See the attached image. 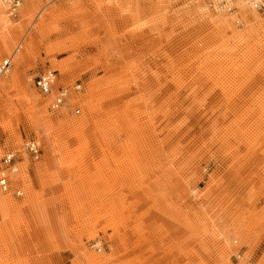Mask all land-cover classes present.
<instances>
[{
    "label": "rangeland",
    "instance_id": "obj_1",
    "mask_svg": "<svg viewBox=\"0 0 264 264\" xmlns=\"http://www.w3.org/2000/svg\"><path fill=\"white\" fill-rule=\"evenodd\" d=\"M6 8L0 166L23 157V195L0 190V264H264V0Z\"/></svg>",
    "mask_w": 264,
    "mask_h": 264
},
{
    "label": "built area",
    "instance_id": "obj_2",
    "mask_svg": "<svg viewBox=\"0 0 264 264\" xmlns=\"http://www.w3.org/2000/svg\"><path fill=\"white\" fill-rule=\"evenodd\" d=\"M21 5L20 0H9V9L11 13H15ZM11 62L10 58H3L0 60V76L5 75L10 68ZM56 80V71L47 69L44 71H40L34 78V86L38 89V91L43 95H50L54 88V82ZM81 83L75 82L71 87L69 86H59L56 88V92L50 102V107L54 110L58 109L66 100L71 93V91L80 90ZM80 111L79 108L75 109V112L78 113ZM22 151L26 154L32 161H37L40 158L41 154V144L39 140L35 138H26L22 143ZM23 159L22 156L18 155L16 151L9 150L6 151L1 157V165L3 170H7V172H15L17 168V164ZM11 179H9L8 174H2L0 176V189L4 191H8L11 187ZM17 183V182H16ZM16 190L13 192L15 196H22L23 192L19 185H16ZM21 189V190H20ZM98 250L99 247H98ZM247 264H252L250 261L246 262ZM245 263V264H246Z\"/></svg>",
    "mask_w": 264,
    "mask_h": 264
},
{
    "label": "bare ground",
    "instance_id": "obj_3",
    "mask_svg": "<svg viewBox=\"0 0 264 264\" xmlns=\"http://www.w3.org/2000/svg\"><path fill=\"white\" fill-rule=\"evenodd\" d=\"M20 1H21V0H20ZM5 2H6V7H7L6 9H7V11H8V15L15 14L17 11H16L15 13H11V11H10V9H9V0H5ZM20 6H21V5H20ZM18 9H19V8H18ZM0 10H1V9H0ZM1 14H2V13H1ZM1 14H0V15H1ZM2 19H3V18H2ZM2 21H3V20H2ZM3 24H4V23H3ZM4 26H5V24H4ZM3 58H10V62H11L12 55H11V56L0 57V60L3 59ZM10 66H11V65H10ZM8 71H9V69H8ZM8 71H7V72H8ZM6 74H7V73H6ZM6 74H5V75H6ZM5 75H3V76L1 75V76H0V80H1ZM55 82H56V80H55ZM55 82H54V84H55ZM66 99H67V97H66ZM17 168H18V167H17ZM18 170H19V168H18V169H15V170H14L15 172H11V173H10V172H7V170H3L2 165L0 166V176H1L2 174H5V175L8 174L9 179H11V178L13 177V179L11 180V181H12V182H11V187L8 189V191H4V192H3V191L0 189L3 193H10V194H12V195L14 194L13 192L16 190L15 183L17 182L16 185H19V184H18V178H16V175H17ZM21 189H22V188H21ZM21 189H20V190H21ZM22 192H23V190H22ZM22 195H23V194H22ZM245 263H246V262H245ZM245 263H243V264H245ZM246 264H247V263H246Z\"/></svg>",
    "mask_w": 264,
    "mask_h": 264
}]
</instances>
